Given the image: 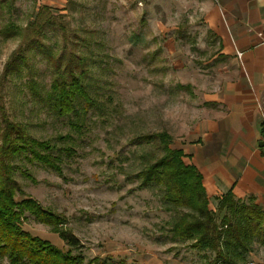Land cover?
I'll use <instances>...</instances> for the list:
<instances>
[{
	"label": "rangeland",
	"instance_id": "rangeland-1",
	"mask_svg": "<svg viewBox=\"0 0 264 264\" xmlns=\"http://www.w3.org/2000/svg\"><path fill=\"white\" fill-rule=\"evenodd\" d=\"M44 4L51 13L43 11L41 22ZM200 4L0 0V30L11 25L15 31L6 36L0 31V130L6 121L21 125L46 143L50 149L44 153L56 157L51 160L57 165L27 153L11 160L21 189L17 200L34 199L55 216L48 224L27 212L25 231L63 251L70 246L62 233H72L80 244L74 252L86 260L264 264L258 241L243 259L217 263L215 253L174 240L175 213L164 202L163 189L144 186L140 176L164 154L159 138L144 137L167 133L171 147L181 148L180 139L198 120L204 86L216 78L219 45ZM32 39L43 46H31ZM17 55L22 57L12 64ZM77 80L82 93L71 110L60 113L53 84ZM207 195L209 207L217 209L221 196ZM0 264L10 261L0 256Z\"/></svg>",
	"mask_w": 264,
	"mask_h": 264
},
{
	"label": "trees",
	"instance_id": "trees-1",
	"mask_svg": "<svg viewBox=\"0 0 264 264\" xmlns=\"http://www.w3.org/2000/svg\"><path fill=\"white\" fill-rule=\"evenodd\" d=\"M50 8L48 4L41 6V22L46 20L43 11L51 13ZM48 21L49 24L52 23V20ZM38 26L41 29L42 26ZM0 31L4 36L15 33L11 25ZM35 43L39 42L32 39L29 44L32 46ZM39 46L42 47L43 44L39 43ZM20 57L17 55L11 63L14 64ZM77 82L78 80L70 84H59L55 81L53 84L52 88L56 91L54 106L60 108V113L71 110L73 99L82 93L76 90L79 87ZM144 138H159L162 143L164 154L148 164L140 172V176L144 186L158 185L163 189V200L175 213L170 222L174 240L191 242V247L198 251L215 253L217 263H232L237 256L243 259L255 241L264 246V207L256 202L254 195L243 200L237 198L233 189H230L219 198L217 209H211L202 173L195 165L184 161L186 154L183 149L171 147V136L157 133ZM0 143L1 257H7L10 264H127L113 258L86 260L81 252H74L80 244L72 233H62L70 246L67 251H63L25 231L22 222L27 212L48 224L54 222L55 216L34 199L17 200L16 195L21 189L13 178L14 166L11 160L18 154L27 153L31 155L27 156L29 159L33 157L52 166L57 165L52 162L51 158L54 156L51 153H44L50 149L45 142L32 138L24 127L12 121H6V125L0 130ZM185 209L190 211H183Z\"/></svg>",
	"mask_w": 264,
	"mask_h": 264
},
{
	"label": "crops",
	"instance_id": "crops-1",
	"mask_svg": "<svg viewBox=\"0 0 264 264\" xmlns=\"http://www.w3.org/2000/svg\"><path fill=\"white\" fill-rule=\"evenodd\" d=\"M199 1L219 45V68L180 147L210 196L233 189L237 198L254 195L264 207V0Z\"/></svg>",
	"mask_w": 264,
	"mask_h": 264
},
{
	"label": "built area",
	"instance_id": "built-area-1",
	"mask_svg": "<svg viewBox=\"0 0 264 264\" xmlns=\"http://www.w3.org/2000/svg\"><path fill=\"white\" fill-rule=\"evenodd\" d=\"M259 35L263 38V43H264V31L260 32ZM239 55L241 56L242 53H239Z\"/></svg>",
	"mask_w": 264,
	"mask_h": 264
}]
</instances>
